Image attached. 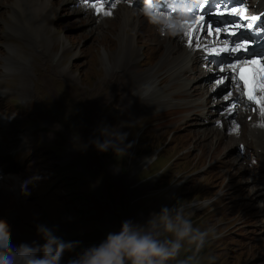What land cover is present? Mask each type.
<instances>
[{"label":"rangeland","instance_id":"1","mask_svg":"<svg viewBox=\"0 0 264 264\" xmlns=\"http://www.w3.org/2000/svg\"><path fill=\"white\" fill-rule=\"evenodd\" d=\"M18 1L0 2V96L8 98L12 105V109L5 108L0 97V156L11 162L12 169L9 171L15 180L18 179V186L13 187L19 188L20 184L29 181L27 189L30 194H18L15 193L17 189H5L6 186L0 185V215L10 221L5 224L11 229L28 233H37L36 225L40 223L57 226L56 234L70 236L68 241L78 239L88 247L98 244L108 232L118 231L124 220L144 224L162 206L181 207L194 226L215 230V236H209L199 253L200 264H264V213L258 211V200L250 196L249 190L253 186L246 184V177H259V184L255 180L264 193L262 159L254 164L247 157L246 164L243 160L240 164H233L231 158L239 154L238 142L235 148L227 140L215 144L213 135L200 137L199 132L214 125L217 114L211 121L203 120L201 124L200 121H196L197 124L193 122L196 117L192 113L180 114L176 117L175 127L168 129L172 116L181 113V110H195V107L173 106V102L163 104L158 94L143 95L140 89H136V97L132 92L135 87L133 82L128 86L131 93L126 100L124 89L118 87L126 83L113 72L134 78L155 65L164 46H156L153 38L162 37L163 32L152 33V22L141 31L147 37L139 35L137 40L142 48L130 63L138 68L139 61L144 66L139 74L128 68L129 59L125 61L127 65H120L121 68L113 66L119 69L112 70L107 68L106 60L114 65L121 56L117 51L120 47L117 32L125 24L127 29L132 28L122 21L127 6H120L115 12L118 14L116 17L105 18L98 25L93 21H84L88 14L75 13L74 5L66 6L57 16L52 12L51 24V19L44 23L45 34L50 35L52 41L46 38L42 39L45 42H40L42 37L37 36L38 31L34 32V37L28 35V23L37 24L30 19L28 10L17 5ZM61 4L58 2L56 7L59 5L62 8ZM92 16L96 21L98 16ZM130 18L136 19L135 15ZM96 25H101L98 30ZM139 29L137 26L136 32ZM149 30L151 32L147 34ZM147 43L152 45L147 46ZM6 44L11 45L10 52L5 50ZM22 45L31 49L38 47L33 51L40 54L35 56V59H40L36 82L47 90L43 97L38 87L35 88L34 77L33 80L26 77L34 76V71L26 62L31 55L23 52ZM210 65L199 80L189 79L188 69L181 75V78L184 76L190 81L188 91L196 92L199 85L211 84L213 88L209 95L188 94L175 98L204 96L209 101L211 112L220 109L221 114L224 107L220 100L229 93V89L224 90L220 83L215 84L217 77L207 83L209 77L218 71V67ZM201 66L202 61L199 68ZM51 69L58 75H54ZM160 74L158 81L164 80L161 87L168 90L171 78L167 71ZM27 82L33 87L28 88L32 97L29 102L35 104L31 111L21 112L24 109L16 107L13 100L27 99L23 96ZM215 85L217 88H214ZM134 98L147 99L154 109H170L161 123L162 130L150 132L153 119L140 115L141 111L134 113L131 110ZM152 98L157 99L153 101ZM232 98L238 101L237 96ZM174 101L181 102L180 99ZM36 111L35 116L33 113ZM246 112L250 114L248 110ZM150 113L151 110H148L147 114ZM32 114L34 117L29 119ZM236 118L234 113L233 119ZM204 122L208 125L202 126ZM103 125H122L120 130L129 133L128 141L135 143L126 155L118 158L112 150H96L92 140L99 136L98 128ZM216 125L219 127L220 122L217 121ZM248 125L247 120L242 128L240 143ZM13 138L16 146L23 147L21 151L3 146L12 143ZM219 143L222 149L215 152ZM253 146L257 151L256 145ZM30 147L35 152L31 158L27 154ZM242 156L246 157V154ZM58 167L59 172L61 168L65 170L66 177L59 176ZM18 222H21L22 228ZM38 238L43 241L40 236ZM188 252L182 250L181 258ZM169 264L175 262L170 261Z\"/></svg>","mask_w":264,"mask_h":264},{"label":"bare ground","instance_id":"2","mask_svg":"<svg viewBox=\"0 0 264 264\" xmlns=\"http://www.w3.org/2000/svg\"><path fill=\"white\" fill-rule=\"evenodd\" d=\"M259 1H261L260 4H259ZM58 2L62 3L61 4L62 8H59V5L56 7ZM254 3H257L258 6L260 7V9H264V0H256V1H254ZM17 5L29 11V14L31 17L30 19L37 25L30 24V22L28 23V25H29L28 35H31L32 37H34L35 36L34 32L38 31L37 36L39 38L42 37L40 42H43V41L45 42L46 38H48V39L51 38L50 35L45 34V28H46V27H44L45 21H49L51 19V21L49 22V24H51L52 20H53L52 12L54 13V16H57L58 12L64 8H66V6L74 5L75 7L73 8V10L75 13H87L88 15L84 19V21L96 22L95 17L92 16V14H94V9L90 6H87L89 4H87L85 2L78 5L77 0H61V1H57V0H19L17 2ZM91 9H93V12L91 11ZM132 15H135L136 19H133V18L131 19L130 17ZM142 17H144V18L142 20H140ZM122 18H123V20H122L123 23H127L129 25V27H132L133 29L132 28L127 29L126 24H125V27L122 28V30H121V26H120V29L117 32V33H119L118 36L120 39V47H119V49H117V51L121 53V56H119L118 60L116 59L117 61L114 65H112V63L109 62V60H106L108 62L107 68H109V69L112 68L113 66H117V65H119V66L120 65L121 66L127 65L130 62L134 61V57H136L140 53V47L142 48L140 41L137 40L138 37L140 38L139 35H141V36L145 35L147 37V35L145 33L144 34L141 33V31L146 26V24L150 22L148 17L146 15H144V12L136 11V10L132 9L131 7L127 6V11L122 14ZM137 22H139V24ZM97 25H96V29L98 30V28L101 25L100 26H97ZM137 26H139L140 29H139V31L136 32ZM152 26H153L152 33L157 34V33L161 32V30L157 24L152 23ZM186 27L187 26L182 27L179 31H177L175 33L163 32L162 37L153 38L154 44H156V46L157 45H163L164 46V49H163L164 51H163L162 55L160 56L159 60L155 63V65H153L152 67L147 69V71L141 72L139 80L136 83L133 82L135 88L140 89L142 91V94L153 89V92H151V94H158L161 97V100L164 101L163 104L171 102L170 99L173 101V99L176 96H186L188 94L200 95V96L204 94L207 96L211 92V87H213V86H211V84L208 85V84L203 83V84L199 85L200 86L199 90H197L196 92H193L191 90L188 91V88L190 86V81L188 79L187 80L184 79V76L181 78V75L184 72L189 71V74H188L189 79L199 80L200 76L202 75V73L204 71L203 68H201V67L199 68V63L202 60H204L207 53L205 55H203V52H206V51L203 48H197L196 43L213 44V45L221 44L224 42L222 39V34H219V35L215 34L214 30H213L212 36L204 35L202 32L194 33L193 44H192V46H189L188 36L185 35ZM150 32H151L150 30L147 31V34H149ZM113 34L116 35V32H113ZM196 35H199L201 37V39L199 41H197L195 39ZM42 39H45V40L42 41ZM50 41H52V38L50 39ZM67 42H68V40H67ZM43 45H44V43H43ZM146 45L149 46L152 44L147 43ZM137 47H139V48H137ZM160 47L161 46H159V48ZM194 56H196L195 59H193ZM128 59L130 60V62L125 64V61H127ZM141 62H143V61H141ZM122 63H124V64H122ZM5 64H7V62ZM121 66H120V68H121ZM141 66H143V65L138 61L137 67L140 69ZM193 67H195V68H193ZM116 69H119V68L118 67L112 68V70H116ZM186 69H188V71ZM210 69H211V67H210ZM51 71L54 75H58L52 69H51ZM166 71L169 74L168 77L171 78V87L168 90H164L163 87H161V86H163L161 84L164 83V80L160 79V81H158L159 77H157L161 72L162 73L160 75H162L163 72H166ZM216 72H219V71H216ZM216 77L219 79V76H216ZM15 81H17V80H15ZM220 85L222 88H225L224 90L229 89V93L231 94L228 97V100L225 99V97L228 95V93L225 94V96L222 98V100H220L223 104V107H224V110H223L224 112L221 114H220V109H217L216 111L213 110L211 112V109H209V107H210L209 103H208L209 101L204 96H203V99L198 101V102H195L192 99L195 97L191 96L188 99L183 98L184 100L182 102H175L174 101L173 105H175V106L178 105L182 108L196 107V106L203 107V109H204L203 112H200L199 110H193V109L189 110V111H193L192 114H194L195 117H200L202 119L210 118L209 114H211V116H213V117L215 114H217L218 116H216L215 120L213 121L214 125H211L210 128H207L206 130H204L202 132H199L200 137H203V136L207 137L209 135H213V140H215L214 141L215 144L218 142L221 143L223 140H227L228 143L235 145V148H236L237 142H238V144L240 143L242 128L244 125H246V121L248 120L249 134L251 136H253V141L251 143V146H253L255 144L256 147L258 149H261V151L264 153V129L253 127V126H255L254 123L252 124V122H254V118H255L254 112L251 109L248 110L249 113L251 114V116L249 118L250 114H247L246 111H242V109H241V107L244 109V107H246V105L242 102V98L239 96V93L236 92L235 88H233V86L231 85V92H230V85L229 84H220ZM132 92H133V89H132ZM134 93H135V91H134ZM134 93H133V95H134ZM143 95H145V94H143ZM134 96L137 97L136 93ZM233 96H237L238 101L233 99L232 98ZM140 98H134L131 101L132 102V104H130L131 110L134 113H139L142 110V106L139 104H145V105L150 106V103L147 99H140ZM155 99H157V98H152L153 101ZM153 103L155 104V102H153ZM226 103L228 105H230L227 108H225ZM28 104H29V106H33L35 103L33 104V103H30L28 101ZM155 105H157V103ZM207 107L209 110L206 109ZM156 108H158V107H156ZM229 109H231V111H229ZM232 111H233V113H232ZM209 112H211V113H209ZM234 113L237 114L236 119H233ZM217 121L221 122L219 127H218V125L215 124ZM177 125L179 126L178 123H177ZM203 125H208V124H206L204 122V123H202V126ZM237 126H238V128H237ZM228 128H229V130H227ZM232 128H237V131H232L231 130ZM248 130H247V126H246V132ZM221 149H222V147L220 144L219 146L215 147L214 151L218 152ZM241 160H242L241 158L239 160H233L232 163L233 164H235V163L240 164ZM240 167L243 168L244 166L240 165ZM248 178H251L252 180H248ZM246 180H247L246 184L250 183V185L253 186V187H251L250 190L248 189L250 191V196H251V198L254 197V200H258V205H257L258 211H260V213L263 214L264 213V193L261 191L260 186L256 183V180L253 177L248 176V177H246ZM10 187H13V186H10ZM1 193H3V191ZM7 193H9V192H7ZM17 193L22 194L23 192L21 191V192H17ZM254 200H253V202H254ZM248 206H249V204H248ZM262 217H263L262 220L264 223V215ZM4 219H5V221H3L4 223L8 224L10 222L9 220H7V217H4Z\"/></svg>","mask_w":264,"mask_h":264},{"label":"clouds","instance_id":"3","mask_svg":"<svg viewBox=\"0 0 264 264\" xmlns=\"http://www.w3.org/2000/svg\"><path fill=\"white\" fill-rule=\"evenodd\" d=\"M143 12L150 22L159 26L161 32L175 33L182 28L181 22L186 20L160 11L153 5V0H146ZM121 127L100 126L99 136L92 140L96 150H112L118 158L126 155L135 141H128L129 133L121 131ZM28 183L25 181L21 185L25 195L30 194ZM4 228L3 221H0V264H169L170 261L175 264H200L199 253L209 236H215L212 228L194 226L183 208L162 206L144 224L122 221L118 231L108 232L98 244L84 248L65 262L64 253L74 251L80 242L65 241L56 235L57 226L37 224V234L44 242L21 243L19 246L10 244ZM182 250L192 254L181 258Z\"/></svg>","mask_w":264,"mask_h":264},{"label":"snow or ice","instance_id":"4","mask_svg":"<svg viewBox=\"0 0 264 264\" xmlns=\"http://www.w3.org/2000/svg\"><path fill=\"white\" fill-rule=\"evenodd\" d=\"M85 0H77V4L84 3ZM87 6L95 9L96 13L103 11V4L91 3ZM115 7V5H112ZM159 6V5H156ZM209 7H214V3L210 2ZM197 10H199L200 5L196 6ZM169 12L172 11L171 8L167 9ZM236 11L235 8L232 10ZM104 15H111V11L103 12ZM209 13L205 10L204 14L196 15L195 20L189 21L184 20L181 22L182 27H186L185 35L188 36V44L192 46L193 44V36L194 33L202 32L204 35L212 36L213 30L215 34L219 35L221 33V27L215 26L218 22L206 20V15ZM251 20H257L256 16H252ZM249 28L252 27L251 24L248 25ZM231 36L232 43L234 46L230 47L228 43H224L223 46L217 47L213 44H200L196 43L197 48H203L205 51H211L216 56L220 57V60L217 63H223L224 61H228V69H231V72H227L226 69H221L222 72L226 73V79L219 80L220 84H231L233 77H235V81L237 84V88L240 91L241 97L246 96L248 101L254 102L256 105H259L260 115L264 117V95L257 96L256 90L259 88L262 92H264V61L258 58H245V53L250 52V48L247 42L241 43L235 37V32L225 31V39L227 40ZM195 39L199 41L201 37L199 35L195 36ZM235 54V55H234ZM235 59L236 63H232L231 60ZM238 69V71H237ZM231 94L225 97L228 100V97ZM230 102V101H229ZM228 107V104H225V108ZM231 111V109H229ZM264 123V121H262ZM238 128V126H237ZM237 128H232V131H237Z\"/></svg>","mask_w":264,"mask_h":264},{"label":"trees","instance_id":"5","mask_svg":"<svg viewBox=\"0 0 264 264\" xmlns=\"http://www.w3.org/2000/svg\"><path fill=\"white\" fill-rule=\"evenodd\" d=\"M189 253H190V252H188V254H186V255H189Z\"/></svg>","mask_w":264,"mask_h":264}]
</instances>
